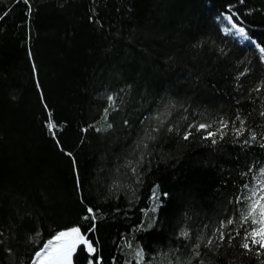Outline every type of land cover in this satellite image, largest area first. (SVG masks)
<instances>
[{
	"label": "trees",
	"instance_id": "obj_1",
	"mask_svg": "<svg viewBox=\"0 0 264 264\" xmlns=\"http://www.w3.org/2000/svg\"><path fill=\"white\" fill-rule=\"evenodd\" d=\"M222 12L264 49V0H0V264L75 226L74 264H264L241 247L264 63Z\"/></svg>",
	"mask_w": 264,
	"mask_h": 264
},
{
	"label": "snow or ice",
	"instance_id": "obj_2",
	"mask_svg": "<svg viewBox=\"0 0 264 264\" xmlns=\"http://www.w3.org/2000/svg\"><path fill=\"white\" fill-rule=\"evenodd\" d=\"M231 17H229V20ZM240 33L244 32V29L241 28ZM264 51V49H262ZM241 75H244V73H241ZM110 101L114 100L110 96ZM261 115H264V113H261ZM105 118H107V110H105ZM239 120V116L237 117ZM47 127L49 131L55 135V130L58 127V125L51 119V113H49V122L47 124ZM108 127H111L109 124ZM210 125L207 124H199L197 127V131L201 129H207ZM221 127L227 128L228 122L221 121ZM171 130V129H169ZM244 130V121H240V127L236 129L237 134H241ZM223 133H221L222 135ZM192 135L191 131L186 132L184 134V139L187 140ZM217 135V133L214 132H208L207 138H213L212 143L215 144L216 140L214 137ZM71 155V153H69ZM134 170V169H133ZM261 191H264L262 189ZM256 192L254 191L252 193V197H256ZM251 203L248 205L247 211L242 214L241 219L244 224H251L252 227L250 230L245 231V235L243 238V242L241 243V247L245 249L246 251H252L253 246H258L257 252L260 254H264V195H260L258 199L256 198H250ZM87 212L91 215V219L95 220V215L93 214V209L88 208ZM85 219H88L89 217H84ZM234 221L232 219H228L227 222L221 221L220 227L216 229V233L213 235H217L218 241L225 240V231L224 229L227 228L228 225H232ZM95 225L93 224V227L89 229V231H94ZM182 236L187 237L189 234L188 232L184 231L181 232ZM237 235H239V232H237ZM214 243L213 239L209 238L207 241L208 245H212ZM81 246H86V250L93 254L96 252V248L93 245V242L90 241L86 234L82 233L80 227H71L67 230L60 231L57 234H55L51 239H49L46 243H44L43 247L40 248L35 253V259L33 261V264H74V255L77 253L78 249ZM200 244L197 243L195 245V249H199ZM10 251V250H9ZM137 255H140L138 253ZM196 255H199V252L196 251ZM89 264H93V261H89Z\"/></svg>",
	"mask_w": 264,
	"mask_h": 264
},
{
	"label": "rangeland",
	"instance_id": "obj_3",
	"mask_svg": "<svg viewBox=\"0 0 264 264\" xmlns=\"http://www.w3.org/2000/svg\"><path fill=\"white\" fill-rule=\"evenodd\" d=\"M230 22L232 23L233 26L232 27H227V25H226V23L224 21V18H221L220 19L221 31L226 33V34H230L231 36H233L235 34V32L232 31V30H235V28L239 27V26L236 25V23H235L233 18L230 19ZM262 189H264V169L263 168L260 169L258 171V173L254 176L253 182L247 187V189L245 191V199H244V202H243V207H244L245 212L247 211L248 205L251 203V199L250 198L258 199L260 195H264V191H261ZM254 191L257 194L256 197H252V193Z\"/></svg>",
	"mask_w": 264,
	"mask_h": 264
},
{
	"label": "bare ground",
	"instance_id": "obj_4",
	"mask_svg": "<svg viewBox=\"0 0 264 264\" xmlns=\"http://www.w3.org/2000/svg\"><path fill=\"white\" fill-rule=\"evenodd\" d=\"M240 28L237 30V35L238 36H240V37H244V33H240ZM259 49V51H260V53H261V56H262V58L264 59V52L262 51V49L261 48H258Z\"/></svg>",
	"mask_w": 264,
	"mask_h": 264
}]
</instances>
